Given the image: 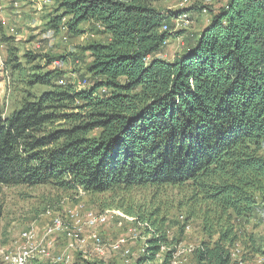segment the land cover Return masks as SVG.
<instances>
[{
  "label": "trees",
  "instance_id": "1",
  "mask_svg": "<svg viewBox=\"0 0 264 264\" xmlns=\"http://www.w3.org/2000/svg\"><path fill=\"white\" fill-rule=\"evenodd\" d=\"M52 2L46 29L88 35L71 52L87 85L47 69L62 55L21 54L0 21L15 104L6 115L0 98V195L18 186L80 191L120 209L151 234L138 264L172 244L169 216L183 210L205 237L198 264H238L233 249L264 210V0L213 5L172 60L161 56L169 38L162 27L181 11L164 12L159 0ZM188 11L193 21L203 17L194 4ZM252 248L264 264V249Z\"/></svg>",
  "mask_w": 264,
  "mask_h": 264
},
{
  "label": "rangeland",
  "instance_id": "2",
  "mask_svg": "<svg viewBox=\"0 0 264 264\" xmlns=\"http://www.w3.org/2000/svg\"><path fill=\"white\" fill-rule=\"evenodd\" d=\"M16 2L18 3L17 8L14 7ZM221 2L223 0H216L213 5ZM179 3L180 0H159L158 5L164 12H177L181 11ZM200 3L199 0H192V4L196 6ZM53 7L52 0H0V21H6L7 24L3 25L7 29V33L15 36V39L21 44V54L24 50H29L43 57L46 54L62 55L64 58L57 57L47 66V69L63 71L64 80L69 79L76 87L81 88L87 85L84 82L86 79L82 69L84 66L81 61L71 56V52H76L77 46L86 43L88 35L66 38L63 34L57 35L46 29L44 17L53 12ZM13 12L17 13L16 16ZM196 16L193 15L194 23L185 29L175 28L174 23H170L171 31L161 56L172 60L185 48L187 37L197 33L203 24L202 20H205L201 16ZM5 58L6 49L0 45V67L3 69L0 98L5 105V114L9 115L15 109V104L12 99L10 74L4 64ZM38 61L42 63V59ZM141 194L144 195L141 196ZM148 195L147 191L135 193V199L144 203L143 197ZM48 198L53 204L45 203ZM98 202L80 191L71 194H55L43 188L5 187L0 195V205L3 209L0 219V264H7L4 259L6 253L18 252L25 245L22 233L29 228H33L41 234L51 225L55 216L60 215L64 220L70 221V213L79 207L84 211L94 213L117 209L115 207L102 208ZM263 224L264 210L246 226L245 233L241 235L240 241L234 247L238 250V252L235 250L237 255L234 258L238 264H260L262 262L263 256L256 252L252 245L256 243L259 248L264 249L261 230ZM167 228L172 244L164 246L163 253L159 254L151 264H162L164 252L172 249L174 252L170 264H198L194 252L205 239L200 221L197 219L186 220L184 211L174 208L170 213ZM93 232L98 233L107 244L113 243L120 237H127L131 250L130 255L126 257L122 252L111 249H107L104 254L95 252L89 238ZM83 235L87 242L82 249L76 247L67 250L71 255V264H138V258L144 253L142 249L145 246L146 238L151 234L148 233L146 224L143 222H124L122 225H118V220L112 219L104 225L84 226ZM251 235L256 241L255 243L252 242ZM67 244L69 245L68 239L58 237L50 255L37 256L30 263L51 264L52 257L64 252Z\"/></svg>",
  "mask_w": 264,
  "mask_h": 264
},
{
  "label": "built area",
  "instance_id": "3",
  "mask_svg": "<svg viewBox=\"0 0 264 264\" xmlns=\"http://www.w3.org/2000/svg\"><path fill=\"white\" fill-rule=\"evenodd\" d=\"M199 1L201 3L198 5V9L208 22L209 10L216 0ZM191 4L192 0H180L179 5L181 6V12L172 18L175 28L185 29L194 23L191 13L187 10ZM162 30L165 32L171 31L167 24L163 25ZM70 217L71 220L66 221L60 215L55 216L52 219L51 225L41 234L33 228L23 231L22 238L25 241V245L18 252L6 253L4 256L5 262L7 264H29L31 260L37 256H48L54 248L57 238L63 237L69 240V245L67 244L64 252L52 257L51 264H71V255L67 250L76 247L82 249L86 245L87 239L83 235L84 226L93 227L104 225L112 219L118 220V225H122L124 222L135 223L136 221L135 217L126 214L120 209L108 210L104 213H94L92 211H84L79 207L70 213ZM261 230L264 238V224L263 226L261 225ZM131 231H133V229H131ZM134 236L136 235L134 234ZM89 238L92 242L94 251L99 254H104L107 249L120 251L126 257L131 253L127 237H120L111 244H107L96 232H93ZM142 250L145 252V246ZM235 250L236 249H233L232 252L233 258H235L238 252V250H236L237 252H235ZM260 264H262V262Z\"/></svg>",
  "mask_w": 264,
  "mask_h": 264
},
{
  "label": "crops",
  "instance_id": "4",
  "mask_svg": "<svg viewBox=\"0 0 264 264\" xmlns=\"http://www.w3.org/2000/svg\"><path fill=\"white\" fill-rule=\"evenodd\" d=\"M226 1H227V0H223V2L215 4V5L213 6V10H215V9L221 7V6H224V5L226 4ZM14 7H16V8L18 7V3H17V2L14 4ZM39 9H40V8H39ZM13 14L16 16L17 13H16V12H13ZM192 16H193V15H192ZM196 17H199V16L197 15ZM203 18H204L205 20H204V21L202 20L203 24L201 25V28L198 29V31L201 30L202 28H204V27L208 24L207 19H206L205 17H203ZM42 21H43V20H42ZM198 21H199V19H198ZM40 22H41V21H40ZM40 22H39V23H40ZM2 23L5 24V25L7 24L5 20H2ZM198 31H197V32H198ZM164 58L167 59L166 57H164ZM167 60H169V59H167Z\"/></svg>",
  "mask_w": 264,
  "mask_h": 264
}]
</instances>
